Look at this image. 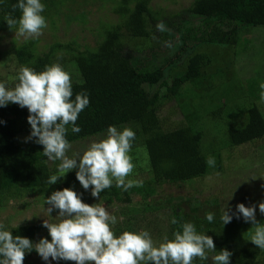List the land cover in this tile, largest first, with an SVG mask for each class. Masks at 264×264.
Listing matches in <instances>:
<instances>
[{
    "label": "trees",
    "instance_id": "trees-1",
    "mask_svg": "<svg viewBox=\"0 0 264 264\" xmlns=\"http://www.w3.org/2000/svg\"><path fill=\"white\" fill-rule=\"evenodd\" d=\"M65 1L41 0L45 5L43 14L58 15L60 5ZM69 1L73 2V0ZM83 1L89 2V0ZM96 1L113 3V13L119 19L116 23L114 21L105 22L104 25L101 23L100 28L96 30L94 46L84 45L78 48L76 41L72 39L68 45L55 43L48 46L46 52H41L36 47V40L25 39L20 43L12 44L11 55L16 69L26 66L37 72L52 65L57 60V52L62 51L68 55V61L73 65L78 76V80L72 81V99H75L76 94L86 92L90 101L76 121L81 131L73 133L72 126H68L66 138L70 143L104 134L109 126H131L136 135L133 142L137 144L132 147L130 155L137 156L139 159L135 161L134 171L141 168L142 172H147L150 177L142 180V187H132L128 191H123L113 184L112 187L102 191L99 198L100 202L111 205L130 203L131 194L138 195L145 207L144 212H147L126 217L113 227V231L118 236L123 231L131 229L139 232L137 230L139 227L152 234L161 228L164 235L158 231L152 235L161 237L157 242L160 243L163 237L167 236L171 239L175 231L181 230L180 225L183 223L184 216L174 209L172 219H177L179 223L173 225L171 222L166 223L155 213L157 209L151 205L153 201L151 198L157 194V184L163 181L187 182L198 175L207 173L208 170L206 158L200 150L202 133L186 125L164 127L157 115V105L161 99L175 97L185 81L197 78L206 58L197 53L191 55L183 75L173 78L171 84L166 87L167 96L166 94L160 96L157 90L151 95L146 90V86L151 87L157 84L158 87L164 86L166 84L164 71L162 67L149 70L134 64L125 52L122 37L124 34L131 37H148L149 27L161 19V16H155L158 12L151 9L150 0ZM16 3L17 0H0V31L17 29L18 26L9 28L6 23V18L9 16L19 18L20 10H13V5ZM186 11L201 17V21L196 27H193L192 22L188 23L190 25L182 23L180 27H184L185 30L181 40L193 39L198 42V45L235 44L239 31H242L245 26L264 27V0H192ZM79 16L81 17L82 14L66 15L68 22L80 19ZM155 26L156 28H151H159V23ZM170 36L174 37L175 34ZM18 70L13 73L15 79ZM3 81L4 79H0V82ZM17 82V80L14 82V86ZM28 115L27 108H21L14 103L0 107V122H2L0 123V204L9 197L36 192L49 186L46 183L47 179L57 173L55 162L49 161L42 154V145L33 141L18 140L19 135L29 136L30 134ZM247 115L248 121L242 128L231 126L227 129L230 144L242 145L264 139V119L258 108L254 105L250 106ZM144 151L147 159L145 167ZM67 174L69 175L64 181L65 188L75 180L70 172ZM132 174L128 179H133ZM81 199L84 203L87 202L86 197L81 196ZM216 203L214 201L213 204L216 205ZM150 214L153 215L148 218ZM222 214H219V218L216 217L217 214L214 215L211 223L206 220L208 226L205 232L208 233L209 229L214 231V228L219 229V227L228 231L227 226L232 234L229 237L233 241L231 243H235L239 240L236 235L238 229L235 226L237 222L235 216L230 223L223 225ZM10 231L13 236L26 237L33 243L38 242L40 238L50 240L48 230L42 227V222L21 224L10 228ZM214 241L216 252H209V258L206 261L197 258L193 264H213L212 257L221 249H227L233 253L230 264H264V249L256 247L251 242L245 243V246H238L239 244L235 243L234 246L229 247L227 239L221 240L214 237ZM32 254L36 252L33 250L26 253L25 257Z\"/></svg>",
    "mask_w": 264,
    "mask_h": 264
},
{
    "label": "rangeland",
    "instance_id": "rangeland-1",
    "mask_svg": "<svg viewBox=\"0 0 264 264\" xmlns=\"http://www.w3.org/2000/svg\"><path fill=\"white\" fill-rule=\"evenodd\" d=\"M191 2L192 0H150L151 9L158 12L155 16H161V19L155 23H159V28H151H156L153 23L148 29V37H131L126 34L122 37L125 52L134 64L149 70L162 67L166 84L160 87L158 84L146 86V90L151 95L157 90L160 96L165 94L167 96L166 87L171 84L173 78L183 75L191 55L197 53L206 58L197 78L185 81L175 97L161 99L157 105V115L166 128L186 125L202 133L200 150L206 158L208 172L187 182L163 181L157 184V194L151 198L153 200L151 205L157 209L155 213L166 223L171 222L175 209L184 216L183 223H193L198 233L212 237L213 241L214 237L221 240L224 238L228 240L229 247L234 246L235 243H238V246H245L244 244L250 242V237L254 234V225L246 223L242 217L240 219L234 217L237 221L235 226L238 229L236 235L239 240L231 243L233 241L229 237L232 234L227 226L228 231L219 227V229L214 228V231L209 229L208 233L205 232L208 226L206 215L212 212L219 218L226 205L230 206L231 215L236 212L237 204L242 203L245 207H249L264 202V139L232 145L227 137L229 127L242 128L246 124L247 110L250 106H256L264 119V100L261 99V93L264 92L261 88V85H264V27L245 26L239 31L235 44L198 45L193 39L182 41L181 35L185 28H181V24L192 22L193 27H196L201 21V17L186 11ZM112 6L113 3L108 1L89 0L85 3L83 0H73V2L66 0L60 5L58 15L42 13L47 27L39 38L33 39L36 40L38 51L46 52L48 46L55 43L68 45L72 39L76 41L78 48L84 45L94 46L96 30L100 28L101 23L103 25L108 21L116 23L119 19L113 13ZM70 14H82V19L79 16L80 19L68 22L66 15ZM16 32L17 29L0 31V79H4L3 83L8 88L14 86L16 79L13 73L18 70L11 55L12 44L25 40L18 37ZM173 33L175 36H170ZM56 59L54 63L60 64L70 74L72 81L78 80L73 65L68 61V55L62 51L57 52ZM124 127L131 128L127 125L117 129L122 130ZM105 136L106 133L70 143L71 148L67 155L69 157H73L74 154L82 155L90 143L99 141ZM26 137L28 136L21 134L18 140L25 142ZM136 144L133 142L132 147ZM144 156L145 167L147 162L145 151ZM209 157L215 160V165L212 167L207 164ZM132 160L135 165V161L139 159L133 156ZM58 164L59 161L54 163L56 170ZM134 170L133 179H149L150 175L142 172L141 168L136 172ZM76 171V169L70 171L75 180L69 183L67 188L86 197L87 204H101L117 218L147 212H144L145 207L136 194H131L130 203L107 205L100 202V198L91 196V189L82 188L76 180ZM68 175L65 174L57 183L41 190L9 197L2 202L0 223L5 226V230L10 231V228L17 225L39 223L45 219L49 222H58L55 211L51 216L48 215L44 200L53 191L65 188L64 181ZM214 201L217 202L216 205L213 204ZM152 215L150 214L148 218ZM256 220L264 225V214L260 213L258 207ZM120 222L118 219L117 223ZM137 230L142 229L138 227ZM129 231L134 232L133 229ZM156 231L164 235L161 228ZM156 231L149 233L152 236ZM152 238L157 243L161 237L156 235ZM23 264H72V262L51 259L45 262L36 253L25 257Z\"/></svg>",
    "mask_w": 264,
    "mask_h": 264
},
{
    "label": "clouds",
    "instance_id": "clouds-1",
    "mask_svg": "<svg viewBox=\"0 0 264 264\" xmlns=\"http://www.w3.org/2000/svg\"><path fill=\"white\" fill-rule=\"evenodd\" d=\"M16 9L21 14L18 19L6 18L8 27L18 26V37L39 38L47 27L42 15L45 5L41 0H17L13 5V10ZM16 80L18 82L12 88L0 82V107L14 103L27 108V123L31 131L25 142L42 145V154L49 161H59L57 173L47 179V185L57 183L66 173L76 169V180L84 190L91 189V196L97 199L113 184L123 191L143 186L142 180L128 179L135 168L130 152L136 135L131 128L118 130L109 126L106 136L90 143L82 155H67L71 148L66 138L68 126H72L73 133L81 131L76 121L90 101L86 92L78 93L72 99L71 76L60 64L46 66L40 72L22 66ZM261 88L264 89V85ZM261 99L264 100V92ZM207 164L214 166V158L209 157ZM44 205H47L48 215L55 211L58 218L55 223L47 219L42 221L50 240L40 238L33 243L26 237L13 236L0 223V264H23L25 254L33 250L45 262L51 259L72 264H193L197 258L206 261L209 252H216L212 237L198 233L191 222L182 223L181 230L175 231L173 238L165 236L158 244L147 230L123 231L117 236L113 226L118 219L122 222L125 218L110 214L101 204L84 203L81 195L71 188L53 191L45 198ZM257 207L264 214V202L249 207L237 204L236 212L231 215V208L226 205L221 221L226 225L234 216L236 219L242 217L246 223L255 226L250 242L264 249V225L256 220ZM206 220L213 222L214 214L208 213ZM171 223L175 225L179 222L173 218ZM232 254L227 249H221L212 257L213 264H230Z\"/></svg>",
    "mask_w": 264,
    "mask_h": 264
}]
</instances>
